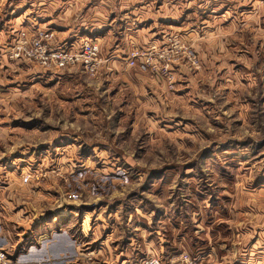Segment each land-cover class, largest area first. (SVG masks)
<instances>
[{
  "label": "rangeland",
  "instance_id": "374dc122",
  "mask_svg": "<svg viewBox=\"0 0 264 264\" xmlns=\"http://www.w3.org/2000/svg\"><path fill=\"white\" fill-rule=\"evenodd\" d=\"M160 1L168 9L176 2L148 0ZM178 2L159 15L183 14L189 0ZM86 4L0 0V164L13 170L0 181L16 183V230L29 237L66 222L80 242L99 216L115 229L112 245L126 242V264L148 255L178 264H264V61L258 56L250 80V64L194 47L192 26L159 25L152 38L126 39V85L108 81L112 66L101 53L106 61L94 74L81 64L57 69L12 57L22 39L31 49L30 39L48 30L59 44L67 34L43 22ZM10 61L19 72L13 79ZM93 248L82 245L87 262ZM117 251L111 259L98 253L96 264H121Z\"/></svg>",
  "mask_w": 264,
  "mask_h": 264
},
{
  "label": "crops",
  "instance_id": "0c3cea01",
  "mask_svg": "<svg viewBox=\"0 0 264 264\" xmlns=\"http://www.w3.org/2000/svg\"><path fill=\"white\" fill-rule=\"evenodd\" d=\"M194 1L189 0L183 14L177 17H162L159 15L160 12L168 8L166 4H161V1L158 5H153L148 0H88L89 4L82 7H64L57 10L43 24L52 25L54 30H58L63 35L67 34L60 39V44L69 42L75 45L81 38L94 39L99 45L101 55L107 56L110 60L109 65L112 69L104 73L110 82L119 81L120 78L126 85V75L121 73L123 61L126 59V39H142L141 37L147 39L146 36L152 38L150 30L158 25L160 28L192 26L193 30L187 33V38H193L194 47L202 43L201 50L204 56L213 57L216 54L220 61L239 60L241 62L236 63L244 67L250 64L251 78L248 79L254 80L253 76L259 73V57L264 61V0H250L247 4L232 3L228 0H205V3L195 4L192 3ZM178 6L179 2L176 0L168 10H176ZM149 13L152 16H149ZM229 30H236V33L228 35L233 32ZM243 32L247 33L245 34L247 39H244ZM229 40L233 42L232 45ZM2 48H0V69L6 57ZM10 62L7 64L11 70L8 75L13 79V76L16 78L19 72L15 68L16 65ZM30 74L28 73V76ZM36 75L38 73L34 72L32 79ZM1 83L0 80V86ZM17 85V81L15 84L10 82V89H15ZM3 91L4 89L0 87L1 97ZM11 168L2 161L0 176L11 177L13 171ZM2 183L8 190H2L0 185V246L13 249L10 255L15 264H96L99 256L111 259L112 252H116L117 249L119 251L117 252L123 256L121 264H126V242L124 247L117 248L118 243L116 239L114 240L115 229L109 230V222L104 225V222L99 221V216L91 218L94 220L92 226L85 232L84 240L80 242L76 241L77 228L69 227L66 222L59 223L58 228L49 227L46 231L34 229L32 233L33 231L30 230L29 237L25 229L17 231L16 225L11 222L13 216L18 215V211L14 212L11 208L17 200L11 192L16 183L10 179L0 181V184ZM11 184H13L12 188H10ZM79 229L83 231V228ZM28 238L30 242L27 243ZM112 241L117 247L111 244ZM123 241H126V238ZM84 244L94 247L89 253V255L95 254L90 262H87L90 258L80 252ZM128 252L130 253L131 250L128 249ZM135 263L137 262H132Z\"/></svg>",
  "mask_w": 264,
  "mask_h": 264
},
{
  "label": "built area",
  "instance_id": "2783aa9c",
  "mask_svg": "<svg viewBox=\"0 0 264 264\" xmlns=\"http://www.w3.org/2000/svg\"><path fill=\"white\" fill-rule=\"evenodd\" d=\"M52 30L40 33L38 39H30L32 43L31 49L26 48L28 39H22L20 46L12 50V57L24 55L29 59L35 60L39 65H51L57 69H63L76 64H81L83 69L94 74L102 63L106 60L100 56L98 43L94 39L83 38L78 44L72 43L52 44L54 39ZM131 63L132 60H130ZM161 260L159 257L148 255L135 264H178L181 261ZM0 264H15L12 256H10L3 247L0 246Z\"/></svg>",
  "mask_w": 264,
  "mask_h": 264
}]
</instances>
